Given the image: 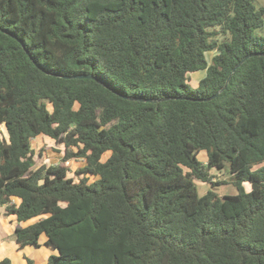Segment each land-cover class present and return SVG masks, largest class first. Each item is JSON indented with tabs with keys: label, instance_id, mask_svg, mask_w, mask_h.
Here are the masks:
<instances>
[{
	"label": "trees",
	"instance_id": "obj_1",
	"mask_svg": "<svg viewBox=\"0 0 264 264\" xmlns=\"http://www.w3.org/2000/svg\"><path fill=\"white\" fill-rule=\"evenodd\" d=\"M262 1L0 0V206L40 218L20 247L44 234V264H264ZM41 135L62 160L36 165ZM224 168L234 194L212 189Z\"/></svg>",
	"mask_w": 264,
	"mask_h": 264
},
{
	"label": "rangeland",
	"instance_id": "obj_2",
	"mask_svg": "<svg viewBox=\"0 0 264 264\" xmlns=\"http://www.w3.org/2000/svg\"><path fill=\"white\" fill-rule=\"evenodd\" d=\"M253 2H254V5L256 6V8H260L261 6H263L262 0H253ZM262 17L264 20V15ZM256 32H259V31L257 30ZM214 53H215V51L206 52L207 60H209L213 56ZM204 74H205L204 69L198 70V71L190 74V80L193 83L194 82L196 83ZM4 132H5L4 127L2 125H0V136L4 135ZM31 146L34 149V151L36 152L35 156H34L36 165H40L42 163L50 164V163H55V162L62 160L61 159L63 156L62 147L60 145H57L53 140H51L47 136L41 135V136H38L36 138H32ZM203 153H204V151H202V153H200L198 155V157L204 161V160H206V156ZM82 162H83V160L81 161V159L70 160L68 162H65V164L71 168L70 173H69L70 176H74L73 170L76 167H78V165ZM210 173L213 176L212 181H214V182L226 181L225 183H222L220 185H215L212 187V189L215 190L219 195L234 194L237 192L235 185L230 181V176H229L228 170L226 168H224L222 170L210 169ZM244 185L247 188L249 187L248 182L244 183ZM209 187H211V185L209 183L197 182V188H198V192L200 194L207 191V189ZM34 220L35 219L32 218V219L27 220L25 222H21V224L29 225V224L37 221V220H35V221ZM40 237H41L40 240L44 239L45 235L41 234ZM49 247L51 250L55 251L52 254L58 253L57 249H55L51 246H49Z\"/></svg>",
	"mask_w": 264,
	"mask_h": 264
},
{
	"label": "crops",
	"instance_id": "obj_3",
	"mask_svg": "<svg viewBox=\"0 0 264 264\" xmlns=\"http://www.w3.org/2000/svg\"><path fill=\"white\" fill-rule=\"evenodd\" d=\"M4 212V207L0 206V260L9 258L11 264H28L27 259H30L32 264H44L48 257L55 252L44 243L45 237L41 240V237L39 238L38 246L20 247L14 235L15 228L17 225L22 227L27 225L18 222L14 215H6ZM34 219L39 220L40 218Z\"/></svg>",
	"mask_w": 264,
	"mask_h": 264
},
{
	"label": "water",
	"instance_id": "obj_4",
	"mask_svg": "<svg viewBox=\"0 0 264 264\" xmlns=\"http://www.w3.org/2000/svg\"><path fill=\"white\" fill-rule=\"evenodd\" d=\"M26 52H27V54L29 55V56H31L30 54H29V52L26 50ZM249 55H251V54H249ZM243 60L244 59H242L236 66H235V68L241 63V62H243ZM234 70V69H233ZM231 75V74H230ZM78 77H88V78H93V79H95L98 83H101V84H103V85H105L104 83H102L99 79H97L96 77H94L93 75H91V74H86V75H80V76H78ZM230 77V76H229ZM229 79V78H228ZM228 81V80H227ZM227 81H226V83H227ZM226 83L223 85V87L220 89V90H222L224 87H225V85H226ZM129 99H133L132 97H128ZM134 99H136V98H134Z\"/></svg>",
	"mask_w": 264,
	"mask_h": 264
}]
</instances>
